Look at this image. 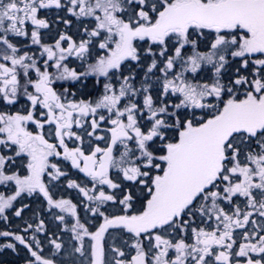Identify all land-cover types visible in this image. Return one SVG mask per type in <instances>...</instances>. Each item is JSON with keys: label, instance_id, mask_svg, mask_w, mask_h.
<instances>
[{"label": "snow or ice", "instance_id": "1", "mask_svg": "<svg viewBox=\"0 0 264 264\" xmlns=\"http://www.w3.org/2000/svg\"><path fill=\"white\" fill-rule=\"evenodd\" d=\"M0 189L23 264H264V0H0Z\"/></svg>", "mask_w": 264, "mask_h": 264}, {"label": "flooded vegetation", "instance_id": "2", "mask_svg": "<svg viewBox=\"0 0 264 264\" xmlns=\"http://www.w3.org/2000/svg\"><path fill=\"white\" fill-rule=\"evenodd\" d=\"M89 88L91 89V84L89 85ZM69 170H70L71 173H73L72 178H77V179L83 180V176L82 175L75 174V170H71V169H69ZM0 190H4V189H0ZM70 193L73 196H75L74 191L70 192ZM28 202H30V201H28ZM27 215L28 214H26V218H27ZM10 220H11L10 227H12L13 229L16 227V225H20L21 227L23 226L22 221L20 219H18V218H11L10 217ZM6 227H8V226H6ZM0 230H3V229L0 228ZM4 242L5 241L2 238H0V243H4ZM19 248H20V246L18 245V250H19ZM0 252L1 253L6 252L8 254L7 258H0V264H20V263L22 264L23 263L19 256H18V259H16V258L14 259V255H16V253H13L12 250H10V249H4L3 251H0Z\"/></svg>", "mask_w": 264, "mask_h": 264}, {"label": "rangeland", "instance_id": "3", "mask_svg": "<svg viewBox=\"0 0 264 264\" xmlns=\"http://www.w3.org/2000/svg\"><path fill=\"white\" fill-rule=\"evenodd\" d=\"M71 194V193H70ZM72 195V194H71ZM5 225H4V223L2 222V221H0V228H2L3 230L5 229ZM4 253V254H3ZM3 253H1L0 252V258H7L8 257V254L6 253V252H3ZM18 259V256H17V254L16 255H14V259ZM21 264V263H20ZM23 264V263H22Z\"/></svg>", "mask_w": 264, "mask_h": 264}]
</instances>
